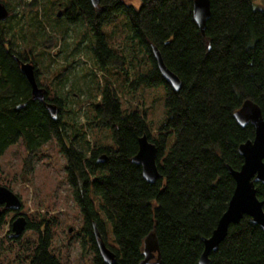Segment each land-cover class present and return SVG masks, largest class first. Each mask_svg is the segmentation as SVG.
<instances>
[{"label": "trees", "instance_id": "trees-1", "mask_svg": "<svg viewBox=\"0 0 264 264\" xmlns=\"http://www.w3.org/2000/svg\"><path fill=\"white\" fill-rule=\"evenodd\" d=\"M194 1L141 0L136 8L124 0H99L98 5L75 0L67 10L70 23L83 21L93 29L92 49L101 70L113 65L125 69V55L109 45L103 25L126 13L131 37L150 60L138 80L165 88L166 119L154 134L138 108L123 110L116 86L106 82L92 122L110 127L113 143L96 144L90 154L79 150L67 132L61 115L63 98H50L47 87L45 101L33 98L19 66V60H32L33 55L20 56L0 24V156L19 141L29 158L44 144L56 143L67 159L65 175L83 214V245L92 248L94 264H109L99 251L95 230L115 253L111 264H141L144 242L152 231L160 259L146 264H199L205 238L216 229L236 186L228 166L241 168L244 158L239 146L255 137V127L241 126L235 112L250 99L264 117V0L257 5L254 0H210L211 17L204 34L194 19ZM152 45L179 76L178 91L160 73ZM36 74L39 80L38 69ZM48 103L57 105V118ZM144 134L158 148L160 177L153 183L132 161ZM103 155L106 159L99 161ZM256 186L259 199L264 200V184ZM9 212L4 209L0 228ZM103 214L112 223L116 247L104 237ZM27 220L26 230L38 237L28 262L21 264H62L51 251L53 221ZM10 234L11 230L0 237V253ZM210 258L211 264H264L263 229L244 216L231 224Z\"/></svg>", "mask_w": 264, "mask_h": 264}, {"label": "rangeland", "instance_id": "rangeland-1", "mask_svg": "<svg viewBox=\"0 0 264 264\" xmlns=\"http://www.w3.org/2000/svg\"><path fill=\"white\" fill-rule=\"evenodd\" d=\"M10 11L0 22L11 47L22 57L33 55L39 70V82L47 87L49 97L64 101L62 118L75 146L86 154L96 144H112L110 127L94 126V105L100 101L106 82L119 91L126 112L138 108L154 134L166 119L165 88L138 80L150 66L147 54L131 37L130 21L120 12L103 25L109 45L125 55V65L100 69L93 53L94 33L83 21L70 23L66 12L75 0H0ZM136 8L141 0H124ZM261 0H254L255 4ZM60 13V15H59ZM22 141L11 145L0 156V183L8 185L22 199L19 211L5 215L0 237L9 233L19 214L32 221H53L51 251L62 264H94L93 250L83 245V214L72 196L66 175L67 159L54 141L44 144L31 156ZM29 161V167L25 164ZM96 203L99 200L96 198ZM106 242L113 247L112 223L105 214ZM72 228V232H70ZM38 235L25 230L21 237L5 240L0 253L2 264L27 263ZM21 241V245L18 243Z\"/></svg>", "mask_w": 264, "mask_h": 264}, {"label": "water", "instance_id": "water-1", "mask_svg": "<svg viewBox=\"0 0 264 264\" xmlns=\"http://www.w3.org/2000/svg\"><path fill=\"white\" fill-rule=\"evenodd\" d=\"M94 5H98L99 0H91ZM60 15V13H59ZM194 19L204 34L207 21L211 17L210 0H195L193 5ZM10 11L7 5L0 1V22L9 18ZM152 52L156 59L158 69L163 77L171 84L175 90L181 87V80L166 65L160 49L152 45ZM19 60V59H18ZM21 73L30 84L34 99L45 101L47 89L40 85L36 74V65L32 60H19ZM50 113L57 118L58 107L54 103H48ZM235 118L241 126L251 123L255 127L254 139H249L239 146V153L244 158V163L240 169L235 170L231 166L228 169L235 179L236 186L230 199L227 210L223 213L216 229L209 238H205V248L199 259V264H211L210 255L218 250L220 244L226 238L231 224H238L244 216H249L253 224L259 225L264 231V200L257 195V183L264 184V117L261 107L250 99L245 100L242 106L235 112ZM158 148L149 140L147 134L139 139V149L132 161L142 166L143 176L148 182H155L160 177L157 164ZM103 155L99 161H104ZM23 206L22 199L10 187L0 184V220L4 209L19 211ZM28 220L25 215L19 214L12 221L10 237L17 239L27 229ZM72 232V228H70ZM145 259L141 264H146L152 260L159 261V245L155 231L149 233L145 242ZM100 251L109 264L115 258V253L108 245L101 240Z\"/></svg>", "mask_w": 264, "mask_h": 264}, {"label": "flooded vegetation", "instance_id": "flooded-vegetation-1", "mask_svg": "<svg viewBox=\"0 0 264 264\" xmlns=\"http://www.w3.org/2000/svg\"><path fill=\"white\" fill-rule=\"evenodd\" d=\"M28 61H30V59L28 60ZM42 86V85H41ZM3 216V215H2ZM2 218V217H1ZM95 233H96V242H97V245H98V247H99V251H100V242H101V240H103V238H102V234L99 232V231H97V230H95ZM104 241V240H103ZM88 246H90V245H88ZM91 248V247H90ZM92 249V248H91ZM100 253H101V251H100ZM102 255V254H101ZM103 257V256H102ZM94 261V260H93Z\"/></svg>", "mask_w": 264, "mask_h": 264}, {"label": "bare ground", "instance_id": "bare-ground-1", "mask_svg": "<svg viewBox=\"0 0 264 264\" xmlns=\"http://www.w3.org/2000/svg\"><path fill=\"white\" fill-rule=\"evenodd\" d=\"M27 218V217H26Z\"/></svg>", "mask_w": 264, "mask_h": 264}]
</instances>
